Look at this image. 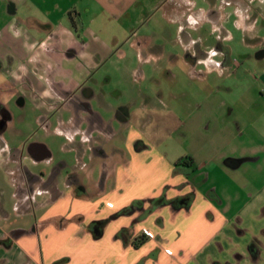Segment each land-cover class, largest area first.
Returning a JSON list of instances; mask_svg holds the SVG:
<instances>
[{
	"label": "crops",
	"instance_id": "0c3cea01",
	"mask_svg": "<svg viewBox=\"0 0 264 264\" xmlns=\"http://www.w3.org/2000/svg\"><path fill=\"white\" fill-rule=\"evenodd\" d=\"M197 5L0 0V264H264V0ZM162 41L205 81L251 79L235 101L207 82L205 130L226 146L192 171L162 148L178 89L159 76L179 59ZM212 166L254 178L219 184ZM189 193L187 208L152 204Z\"/></svg>",
	"mask_w": 264,
	"mask_h": 264
},
{
	"label": "rangeland",
	"instance_id": "374dc122",
	"mask_svg": "<svg viewBox=\"0 0 264 264\" xmlns=\"http://www.w3.org/2000/svg\"><path fill=\"white\" fill-rule=\"evenodd\" d=\"M147 1L148 4H150L153 0ZM196 1L199 4L197 6L203 5H201L203 0ZM222 1L223 0H215V4L218 7H221L220 5ZM231 29L235 37L230 41L224 42V45L230 48L233 61H240L238 54L241 51L243 44L237 42L238 38L236 36L235 29ZM161 47L164 54L167 52L178 53L179 58L176 70H174V68L172 70L174 76H166L165 74L159 76V79H161L164 83L170 82L169 79H171V77H175L173 82L177 85L178 89L177 101L172 103L173 108L164 107L163 109L161 124H159L162 132L160 134L164 137H166V134L169 136L163 142L164 145H162V148H167V150L173 154L179 153L181 155H188L189 157H193L195 160L205 158L208 159L210 154L207 149H210L211 153L213 150L225 149L226 144L224 143L226 140L223 136L219 135V132H217L218 134H215L214 124L211 130H205L207 118L209 117V114H211V108L207 107V103L203 102L206 98L207 82H215L218 85L220 83H222V85L227 83L228 85L233 86V90L231 92H224L222 91V88L219 89L217 86V88H215L217 91L211 95L210 99L216 101L223 99L227 101H235L242 97V87L250 84L251 79L244 76V74L240 71H236V68L233 66L231 68L232 70L228 72L229 75H227L226 78H219L216 74H212L211 80L209 79L208 81H205L199 76V74H201L200 72L191 68V63H188L189 61L186 56L187 49L182 48L183 45L181 43L170 44L162 41ZM190 51H192V48H190L189 52ZM143 84L148 85L150 84V81L146 80ZM238 109L241 110L243 108ZM243 113H245V109ZM234 143L235 141L231 144L233 145ZM212 165L214 164L212 163ZM213 167L214 166L209 168L213 169L211 170L212 176L214 175L219 184L223 183L229 186H234V183L238 181L237 188H240V184L248 180H253L254 178L250 172H248V174L241 173V169H235L229 174H224L221 169L216 170ZM242 191L244 192V189H242Z\"/></svg>",
	"mask_w": 264,
	"mask_h": 264
},
{
	"label": "trees",
	"instance_id": "16d2710c",
	"mask_svg": "<svg viewBox=\"0 0 264 264\" xmlns=\"http://www.w3.org/2000/svg\"><path fill=\"white\" fill-rule=\"evenodd\" d=\"M193 170V160L189 156H184L178 158L174 162V170ZM193 199V194L189 193L183 196L171 198V199H165L164 197L155 198L152 202L154 206L157 205H163V204H171L175 208H181V207H189ZM138 239V240H137ZM136 241L133 242L134 245H137L138 243L143 242V237H138Z\"/></svg>",
	"mask_w": 264,
	"mask_h": 264
},
{
	"label": "water",
	"instance_id": "95a60500",
	"mask_svg": "<svg viewBox=\"0 0 264 264\" xmlns=\"http://www.w3.org/2000/svg\"><path fill=\"white\" fill-rule=\"evenodd\" d=\"M1 126V125H0Z\"/></svg>",
	"mask_w": 264,
	"mask_h": 264
}]
</instances>
